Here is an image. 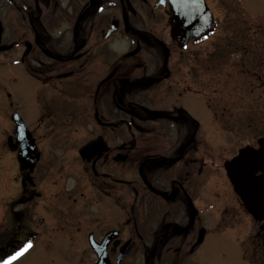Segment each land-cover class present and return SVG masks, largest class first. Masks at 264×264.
I'll return each mask as SVG.
<instances>
[{
  "label": "flooded vegetation",
  "instance_id": "flooded-vegetation-1",
  "mask_svg": "<svg viewBox=\"0 0 264 264\" xmlns=\"http://www.w3.org/2000/svg\"><path fill=\"white\" fill-rule=\"evenodd\" d=\"M45 1L8 0L4 23L0 8V53L28 49L14 63L33 81L26 144L39 156L23 183L25 208H12L0 227V256L40 238L36 220L62 231L73 224L64 218L77 220V236L86 230L94 264L100 245L108 264H127L131 253L142 264H264V155L238 162L234 183L227 170L264 142V105L257 109L250 87L260 75L226 77L220 39L209 60L207 42L189 39L183 50L170 35L167 0ZM4 143L18 158L16 126ZM250 191L253 210L242 198ZM39 198L53 221L34 211Z\"/></svg>",
  "mask_w": 264,
  "mask_h": 264
},
{
  "label": "rangeland",
  "instance_id": "rangeland-1",
  "mask_svg": "<svg viewBox=\"0 0 264 264\" xmlns=\"http://www.w3.org/2000/svg\"><path fill=\"white\" fill-rule=\"evenodd\" d=\"M1 1V21L4 23L8 20V13L9 11L12 12V8L10 3H8V0ZM208 1L212 5V9H214L216 15L221 18V28L219 29V32L213 35V37L209 39L206 44L208 54L205 58H208L209 60L211 52L214 51V46L212 45H215L217 43L216 41L221 39V45L224 49V75L226 77L228 76V78L249 77L251 79L256 77V75L252 74L257 73L260 75L255 81H253L254 84L250 85V87H253V98L260 101L259 104L256 105L257 109H260V106L263 108L264 0ZM51 2L54 3V0H51ZM45 3L48 2L45 1ZM52 3L48 4L52 7ZM110 11L111 9L108 10V12ZM105 12H107V9L103 12H99V15H102ZM149 20L152 21L151 18H149ZM61 28L62 27L55 29L54 32L60 34L59 32L62 30ZM244 34L246 36L243 38ZM119 43H122L123 48L129 46V41L126 39L121 40ZM4 44L6 43L4 42ZM1 46L0 50L3 47ZM105 46L106 49H108V46ZM111 54L113 55V53ZM23 55V49L21 48L20 50L13 49L11 51L0 53V226H3L4 223H10V209L15 208L17 211H21V209L25 208V204L16 205L15 207L13 206V204L15 205L17 203V198L18 200H22L25 198L26 194L23 191V180L18 177L20 167L18 163L19 161L16 155L12 153L8 146L4 143L6 136L10 133L15 124L11 118V114L15 111V108L19 109L25 120L27 119L30 121L33 117L32 113H30L31 106L29 103V96L32 93L30 88L33 85V81L28 75L24 65L13 64V60L20 59ZM251 62H256V68L250 65ZM242 63H246L247 66L245 67ZM237 64H239V67L245 71H249L247 69L249 66L251 73H248L247 75H240L239 71H237L238 68H236ZM235 68L236 71L234 72ZM15 78L17 79L16 82L13 80ZM231 86L232 84H230V87ZM240 87L246 88V86ZM250 90L251 88L248 91L250 92ZM260 93L262 95L258 96ZM239 105L243 104L240 103ZM202 108L204 111H207L203 105ZM241 110L244 109L240 108V111ZM38 116L39 114H37L36 117ZM38 119L39 118H35L33 125L39 126L38 131L39 133L41 132L40 135L44 137V124H39V122H37ZM84 135L85 133L80 136ZM43 142L47 143V147L50 149L51 142L46 138V136L44 137ZM62 145L63 143L61 140H58V153H63L61 151ZM230 147H232V145H230ZM71 157L73 158V154ZM71 185L72 184L63 185L62 187L64 189H68ZM42 186H46V183H43ZM45 189L49 191V187H46ZM44 198L37 199L40 202H38L39 204H37L36 208L34 207L33 209L36 213L41 214V216H48L47 222H51L54 219L45 213L48 208L41 203ZM67 209L70 211L72 208L69 207ZM50 212L51 211H49V213ZM66 221L72 222L74 225L72 224V226H66V229L61 231L52 228L55 226L54 221L52 222V227L46 229L44 226H41L40 220H36L34 228L35 231L38 230L41 233L40 238L34 243L32 249L24 257L18 260L16 264H94L90 246L86 241H84V239H82L86 230L77 236L75 231V228L78 225L77 220H66L63 218L62 224L66 225ZM78 237H81V239H78ZM232 242H234L233 239ZM236 248L237 245L234 243L228 247V251L231 256L236 253ZM134 255V253L130 254L127 264H142L140 255ZM214 259L220 260L222 263L226 260V256H217ZM227 259H229V257Z\"/></svg>",
  "mask_w": 264,
  "mask_h": 264
},
{
  "label": "water",
  "instance_id": "water-1",
  "mask_svg": "<svg viewBox=\"0 0 264 264\" xmlns=\"http://www.w3.org/2000/svg\"><path fill=\"white\" fill-rule=\"evenodd\" d=\"M172 7L174 15L171 18V25H172V32L173 36L179 41L186 40L188 37L192 35H197L204 33L208 31L214 24V21L212 20L211 12L206 7V4L203 0H172ZM199 9V10H198ZM197 11V12H196ZM201 12H203L207 17L204 19H201ZM14 119L17 122L19 132L22 134L23 140L25 142L26 139V126L24 124L23 119L19 114L14 115ZM25 145V144H24ZM88 146L85 148V151L89 150ZM253 158L251 157V161H254L256 158H258V154H251ZM36 155L27 147L23 146L21 153H20V160L24 164V167H29V164L27 163L28 160H31V169L34 168L35 162H36ZM230 167V173L233 174V162L229 165ZM106 259L104 257H101V263L106 264Z\"/></svg>",
  "mask_w": 264,
  "mask_h": 264
},
{
  "label": "snow or ice",
  "instance_id": "snow-or-ice-1",
  "mask_svg": "<svg viewBox=\"0 0 264 264\" xmlns=\"http://www.w3.org/2000/svg\"><path fill=\"white\" fill-rule=\"evenodd\" d=\"M32 247H33L32 241L30 240L24 241L11 253H8L4 256H0V264H16L18 260L24 257L32 249Z\"/></svg>",
  "mask_w": 264,
  "mask_h": 264
}]
</instances>
